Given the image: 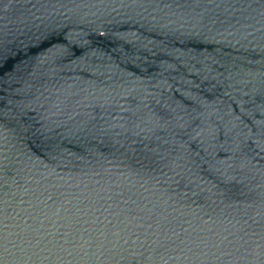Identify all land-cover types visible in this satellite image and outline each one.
<instances>
[{
    "label": "water",
    "instance_id": "water-1",
    "mask_svg": "<svg viewBox=\"0 0 264 264\" xmlns=\"http://www.w3.org/2000/svg\"><path fill=\"white\" fill-rule=\"evenodd\" d=\"M0 264H264V0H0Z\"/></svg>",
    "mask_w": 264,
    "mask_h": 264
}]
</instances>
